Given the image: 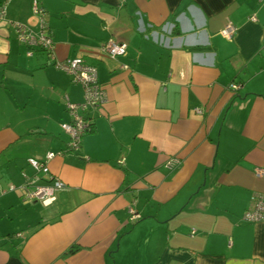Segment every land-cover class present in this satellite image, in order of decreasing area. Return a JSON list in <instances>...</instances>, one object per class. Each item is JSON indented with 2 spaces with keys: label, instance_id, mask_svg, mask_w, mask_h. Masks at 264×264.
Returning <instances> with one entry per match:
<instances>
[{
  "label": "crops",
  "instance_id": "0c3cea01",
  "mask_svg": "<svg viewBox=\"0 0 264 264\" xmlns=\"http://www.w3.org/2000/svg\"><path fill=\"white\" fill-rule=\"evenodd\" d=\"M40 4L52 57L27 55L12 25L38 32L32 0H0V264H264V223L243 220L264 195V0ZM75 57L106 103L65 151L64 101L83 91L54 64ZM49 152L64 187L24 199L27 159Z\"/></svg>",
  "mask_w": 264,
  "mask_h": 264
},
{
  "label": "built area",
  "instance_id": "2783aa9c",
  "mask_svg": "<svg viewBox=\"0 0 264 264\" xmlns=\"http://www.w3.org/2000/svg\"><path fill=\"white\" fill-rule=\"evenodd\" d=\"M32 11L39 18V30L33 32L19 23H12L16 29L19 41L24 44L31 55L33 49H40L48 53L52 57L53 43L47 33L46 23L43 18V8L40 0H32ZM4 5H0V19L3 18ZM254 16L251 20H254ZM170 30V28H169ZM235 31V27L231 23H226L221 30V34L225 38H230ZM101 50L111 58L122 56L125 54L126 48L115 40H108L101 46ZM264 54V46L262 47ZM54 66L70 75L72 82L79 84L83 91V100L80 103H72L65 99L64 106L71 117L69 123H62L61 130L69 136V142L65 151H73L80 147L82 136L90 129V122L85 117L88 111H96L101 109L106 103V94L103 87L98 83L96 68L84 63L80 57H75L62 62H55ZM240 85L238 83L229 84L231 90H238ZM54 157V154L49 152L43 160H36L33 158L27 159V163L31 166L35 174L32 177H27L23 174L25 183L22 186L24 189V199L39 201L45 205L51 203L54 199V192L64 187V183L58 179L49 177V169L47 163ZM176 163L173 160L167 165L168 169ZM38 173L48 176L50 181L45 184H37L36 181L40 179ZM256 177H262L264 170L256 169L254 171ZM12 190L13 188H9ZM130 214H133L129 210ZM243 220L247 223H264V195L254 194L250 197V203L244 211Z\"/></svg>",
  "mask_w": 264,
  "mask_h": 264
}]
</instances>
